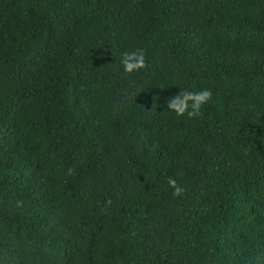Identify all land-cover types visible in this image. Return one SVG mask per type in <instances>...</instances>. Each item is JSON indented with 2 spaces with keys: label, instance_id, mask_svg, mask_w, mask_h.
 <instances>
[{
  "label": "trees",
  "instance_id": "obj_1",
  "mask_svg": "<svg viewBox=\"0 0 264 264\" xmlns=\"http://www.w3.org/2000/svg\"><path fill=\"white\" fill-rule=\"evenodd\" d=\"M0 264H264V0H0Z\"/></svg>",
  "mask_w": 264,
  "mask_h": 264
},
{
  "label": "clouds",
  "instance_id": "obj_2",
  "mask_svg": "<svg viewBox=\"0 0 264 264\" xmlns=\"http://www.w3.org/2000/svg\"><path fill=\"white\" fill-rule=\"evenodd\" d=\"M121 63L126 73L139 72L148 67L145 52L139 48L132 52H125ZM211 98V92L208 90L200 92L179 91L177 95L168 100L167 108L178 117L186 115L189 119H193L201 115L202 106ZM168 184L174 189L173 196H180L183 193L184 189L177 185V181L174 178H169Z\"/></svg>",
  "mask_w": 264,
  "mask_h": 264
}]
</instances>
